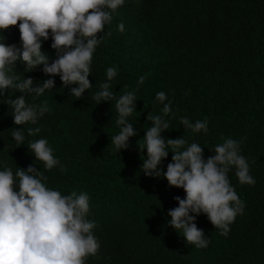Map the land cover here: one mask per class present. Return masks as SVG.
Listing matches in <instances>:
<instances>
[{
	"label": "trees",
	"instance_id": "16d2710c",
	"mask_svg": "<svg viewBox=\"0 0 264 264\" xmlns=\"http://www.w3.org/2000/svg\"><path fill=\"white\" fill-rule=\"evenodd\" d=\"M111 11V10H109ZM112 20L99 33L91 64L92 88L82 97L71 96L76 85L64 87L60 77H49L43 66L26 72L20 59L13 73L35 84L54 79L55 86L41 96L25 94L34 106L47 103L48 111L37 125L14 124L7 100L22 93L15 88L0 96V171L35 166L44 171L46 186L62 195L86 192L90 209L87 219L96 227L93 235L100 248L86 264H264V0H125ZM124 24V31L118 26ZM111 35H108V33ZM20 48L18 25L3 33L0 43ZM51 35L41 51L56 59ZM109 67L117 68L110 81L117 97L134 91L137 101L131 116L136 136L120 152L111 144L119 133L115 99L97 104L99 85L107 81ZM143 76V84H139ZM164 92V103L156 94ZM165 103L171 112L166 139L184 136L187 144L203 147L204 157L214 146L231 138L240 143V154L249 163L254 185H241L232 168L228 177L245 205L227 236L215 229L208 217H195L209 240L206 248L186 243L182 231L168 223V212L178 207L183 189L170 187L166 179L144 175L147 156L144 136L149 113L161 115ZM207 118V133H194L180 123ZM39 126L36 136L27 128ZM24 131L23 145L12 138L13 129ZM47 139L60 165L47 171L35 161L28 144ZM144 149V150H143ZM172 153L160 165L166 172ZM63 166L64 171H61Z\"/></svg>",
	"mask_w": 264,
	"mask_h": 264
},
{
	"label": "clouds",
	"instance_id": "9594fccd",
	"mask_svg": "<svg viewBox=\"0 0 264 264\" xmlns=\"http://www.w3.org/2000/svg\"><path fill=\"white\" fill-rule=\"evenodd\" d=\"M125 0H0V32L18 25L21 47L0 43V96L15 88L22 93L19 98L7 100L11 106L14 124L37 125L48 111L47 103L34 106L26 102L25 94L41 96L55 86L54 79L35 84L31 78L21 80L13 73L17 59L31 72L43 66L46 76H59L64 87L76 85L71 96L80 98L93 86L89 80L94 53L101 43L99 33L112 20ZM111 10V11H109ZM124 31V24L118 26ZM51 35V48L56 59L49 64V56L41 51L43 41ZM108 35H111L109 32ZM107 81L99 85L93 99L97 104L115 99L118 112L116 124L119 133L111 138V144L120 152L128 147L131 137L137 135L127 118L132 115L137 101L134 91H126L119 97L111 90L110 81L117 75L116 67L106 71ZM141 76L138 83L143 84ZM164 92L156 94V100L164 103ZM171 112L170 103L162 108L163 116L148 114L151 127L145 132L143 160L144 175L163 176L170 187L183 189L185 198L176 197L178 207L169 210V225L189 245L206 248L209 240L199 229L195 217L205 214L220 234L227 236L230 225L237 215H242L245 205L231 185L228 173L235 168V176L241 185H254L248 160L240 154V143L228 138L214 146V155L205 159L203 147L198 143L187 144L184 136L166 139L162 133L170 124L163 117ZM180 123L194 133L208 131V121L191 122L182 117ZM41 128H27L28 136H36ZM12 138L23 145L24 131L13 129ZM35 161L50 171L60 165L47 139L40 138L28 144ZM143 149V150H144ZM172 162L164 172L160 165L168 157ZM61 171H64L61 166ZM44 171L35 166L27 170L18 168L13 174L10 168L0 171V264H86L89 256L97 254L100 244L93 235L95 222L89 214V195L86 192L62 195L60 191L46 186Z\"/></svg>",
	"mask_w": 264,
	"mask_h": 264
}]
</instances>
